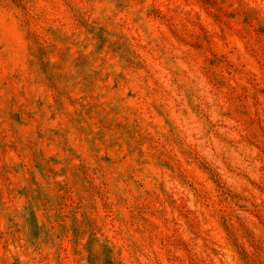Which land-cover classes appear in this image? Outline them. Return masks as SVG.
I'll use <instances>...</instances> for the list:
<instances>
[{"label": "rangeland", "instance_id": "1", "mask_svg": "<svg viewBox=\"0 0 264 264\" xmlns=\"http://www.w3.org/2000/svg\"><path fill=\"white\" fill-rule=\"evenodd\" d=\"M0 264H264V0H0Z\"/></svg>", "mask_w": 264, "mask_h": 264}]
</instances>
